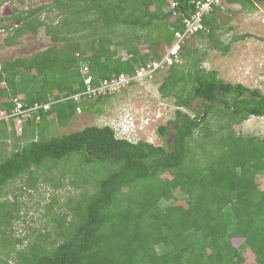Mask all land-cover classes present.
<instances>
[{
	"label": "trees",
	"instance_id": "16d2710c",
	"mask_svg": "<svg viewBox=\"0 0 264 264\" xmlns=\"http://www.w3.org/2000/svg\"><path fill=\"white\" fill-rule=\"evenodd\" d=\"M197 1L89 0L78 8V0H53L4 17L21 21L2 25L6 45L42 26L53 43L0 61V264H248L249 251L264 264V137L236 128L264 116V92L204 68L198 48L185 41L159 87L177 107L158 128L163 144L135 142L134 129L127 138L108 124L56 133L79 110L100 111L91 99L99 93L87 92L89 75L96 88L161 60L159 47L185 31ZM258 2L220 0L190 37L227 53L219 33L225 14L255 12ZM27 113L18 132L14 119ZM67 175L79 191L63 215L47 205L58 213L55 235L14 236L18 202L2 197L3 188Z\"/></svg>",
	"mask_w": 264,
	"mask_h": 264
},
{
	"label": "rangeland",
	"instance_id": "374dc122",
	"mask_svg": "<svg viewBox=\"0 0 264 264\" xmlns=\"http://www.w3.org/2000/svg\"><path fill=\"white\" fill-rule=\"evenodd\" d=\"M53 0H1L0 12L4 15H9L16 12V9L23 10L28 8H36L44 4H52ZM89 0H78V8L82 5L86 8V3ZM260 8L253 12L254 15L245 13L246 17L241 15L244 12L241 6H235V12L225 14L224 27L220 31V39L225 43L230 42L233 35L240 38L229 44L226 54H223L220 49L210 48L206 38L194 35L188 37L185 44L190 48H198L199 53L203 56L202 65L204 68L218 71L219 76L233 83L241 82L249 87H257L264 92V2H258ZM172 6V5H171ZM58 8V7H52ZM74 8V7H72ZM77 8V7H76ZM168 8V7H167ZM246 11V10H245ZM259 19H257L258 15ZM50 13L46 12L43 17H47ZM54 16V15H53ZM264 27V26H263ZM7 32L0 31V61L3 59H11L18 56H27L45 49L51 42L48 35L45 33V28L42 26L39 33L36 35L26 34L19 38V42L13 46L4 45ZM185 40V39H183ZM163 43L159 48L160 54L164 55V60L161 63L156 61L157 69L152 71L147 76H141L138 73L136 80L132 84L126 83L120 86L117 90L106 92L109 97H104L98 100L99 94L92 96V103H97L100 111L92 106L91 109L79 110V112L67 123L64 127L57 128L52 124L56 133H69L87 125H111L114 127L119 136L128 138V132L135 130L134 137H131L135 142L138 140H146L154 144H163V139L158 133V128L162 124H166L175 118L176 106L172 101L162 97L159 87L169 72V61L165 62L166 51L168 45ZM181 61L178 57L175 61ZM174 61V59L172 60ZM3 82H0V84ZM105 94V93H102ZM81 95V94H77ZM87 100V99H86ZM191 113V112H190ZM28 114V115H27ZM23 117L14 119V127L18 132H21V126L24 119L31 117L29 113ZM23 119V120H22ZM9 128L12 129L11 119ZM50 122L56 124L50 119ZM133 128V129H132ZM172 128V127H171ZM167 132L171 139L173 136L172 129ZM237 131L244 135H258L264 137V116H251L236 126ZM11 142H13L11 140ZM10 142V144H11ZM8 148L11 150V145ZM56 173V170L52 172ZM261 184H264V177L260 176ZM60 182V185L57 183ZM79 188L74 186L69 175L56 177L53 181L42 180L36 187L31 188L29 182L25 179H16L14 182H9L1 194L12 203L18 202L16 208L19 212V217L13 220L14 236L24 237L30 234L49 233L54 236V226L56 221L52 218L53 214L63 215L69 209L65 203L68 196H77ZM53 202V204H50ZM53 206V210H49L48 206ZM238 242V241H236ZM28 244V237L24 241L23 246ZM22 247V246H21ZM2 248H0L1 250ZM248 264H256L253 254L249 251L245 254Z\"/></svg>",
	"mask_w": 264,
	"mask_h": 264
},
{
	"label": "built area",
	"instance_id": "2783aa9c",
	"mask_svg": "<svg viewBox=\"0 0 264 264\" xmlns=\"http://www.w3.org/2000/svg\"><path fill=\"white\" fill-rule=\"evenodd\" d=\"M219 2H220V0H198L197 1L195 13L186 19L185 31L184 32H177V36H178L177 44L171 50L172 52H169L166 55V59L171 61L170 54L177 52V50L180 47V43L183 41V39H185L188 35H190L191 33L195 32V31H197L203 27V16H204V14L209 12L212 9L213 5L218 4ZM176 5H177V3H175V2L172 3V7H175ZM159 63H161V62H159ZM156 64H158V63H155L153 67L151 65H149L148 67H141V69L138 71V73H140L141 76L144 77V76L148 75L151 72V70L154 71L157 68ZM83 68H84L85 72H87L89 70V67L86 64L83 66ZM138 73H137V75H138ZM137 75L129 76V75L122 74L121 76H119L117 78L105 79V80H103L101 85L96 87V88L92 87V85H91L92 78H91V76H88L86 78V83L88 84L87 92H89V93L90 92H93V93L97 92L99 94H102L105 92H113V91L117 90V88H119L120 86L125 85L126 83L136 79ZM21 109H22V105L19 103L18 104V110L20 111Z\"/></svg>",
	"mask_w": 264,
	"mask_h": 264
},
{
	"label": "clouds",
	"instance_id": "9594fccd",
	"mask_svg": "<svg viewBox=\"0 0 264 264\" xmlns=\"http://www.w3.org/2000/svg\"><path fill=\"white\" fill-rule=\"evenodd\" d=\"M263 22H264V18H263ZM192 34V33H191ZM191 34L190 35H188L186 38H188V37H190L191 36ZM185 38V40H183L181 43H180V47H179V49L177 50V52L176 53H172V54H170V59H171V61H169L168 59H166V57H165V62L166 61H169L170 62V64L171 63H173L178 57H180V50H181V46L183 45V43L187 40ZM177 41H178V36H177V34H176V39H175V41H174V43L171 45V46H169L167 49V51H166V54L165 55H167L169 52H172L171 50L175 47V45L177 44ZM174 59V61H172ZM161 60H164V55L162 56V58H161ZM161 60H159L158 62H161ZM156 63V61L154 62V63H150L149 65H151L152 67L154 66V64ZM169 64V65H170ZM85 65V63L81 66L82 68V71L83 72H85L84 71V68H83V66ZM87 65V64H86ZM148 65V66H149ZM89 67V66H88ZM144 67V66H143ZM158 67H160V66H158ZM157 67V68H158ZM156 68V69H157ZM141 69V67L138 69V71ZM138 71H137V73H138ZM125 75H128V74H125ZM137 75V74H136ZM149 75V74H148ZM89 76H91V75H89ZM129 76H133V75H129ZM135 76V75H134ZM147 76V75H146ZM91 78H92V76H91ZM134 80H136V79H134ZM133 81V80H132ZM112 93V92H111ZM21 104V103H20Z\"/></svg>",
	"mask_w": 264,
	"mask_h": 264
},
{
	"label": "flooded vegetation",
	"instance_id": "af4514ba",
	"mask_svg": "<svg viewBox=\"0 0 264 264\" xmlns=\"http://www.w3.org/2000/svg\"><path fill=\"white\" fill-rule=\"evenodd\" d=\"M10 1H12V0H10ZM14 13H12V14H14ZM12 14L4 15L3 13L0 12V31L7 32V35H8L9 31L5 27L2 26L4 23L5 24H15V25H20V23H21L20 20H16V19L4 20V17L11 16ZM1 18H2V20H1ZM3 43H4V45H6L5 41ZM6 46H8V45H6Z\"/></svg>",
	"mask_w": 264,
	"mask_h": 264
},
{
	"label": "crops",
	"instance_id": "0c3cea01",
	"mask_svg": "<svg viewBox=\"0 0 264 264\" xmlns=\"http://www.w3.org/2000/svg\"><path fill=\"white\" fill-rule=\"evenodd\" d=\"M258 8H260L259 5H258ZM243 11H244V12H242L241 15H243V16H245V17H246V14H247V13H249V15H252V14L254 15L255 12L257 13V11H255L254 13H253V12H250V11H248V10H247V11L243 10ZM234 12H235V11H234ZM245 13H246V14H245ZM247 15H248V14H247ZM257 15H258V14H257ZM259 17H260V15H258V17H257L258 20H260ZM263 17H264V16H263ZM261 26H262V28L264 29V27H263L264 25H261ZM219 33H220V31H219ZM239 38H240V37L237 36V35L235 34V35H233V36L231 37L232 40H231L230 42H228V43L226 42V43H225L223 40H222V41H223L225 44H227V45L229 46V44H230L231 42L236 41V40H238ZM207 44H208V42H207ZM208 46H209V45H208ZM210 48H213V47H210ZM221 52H222V51H221ZM222 53H223V54H226V53H224V52H222Z\"/></svg>",
	"mask_w": 264,
	"mask_h": 264
}]
</instances>
